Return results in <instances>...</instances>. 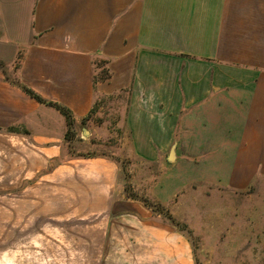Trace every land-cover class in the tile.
<instances>
[{"label":"crops","instance_id":"1","mask_svg":"<svg viewBox=\"0 0 264 264\" xmlns=\"http://www.w3.org/2000/svg\"><path fill=\"white\" fill-rule=\"evenodd\" d=\"M94 59L111 73L96 85ZM16 83L78 127L97 95H127L134 158L229 188L264 182V0H0V195L100 216L105 259H176L174 231L126 196L119 164L67 155L65 116Z\"/></svg>","mask_w":264,"mask_h":264},{"label":"rangeland","instance_id":"2","mask_svg":"<svg viewBox=\"0 0 264 264\" xmlns=\"http://www.w3.org/2000/svg\"><path fill=\"white\" fill-rule=\"evenodd\" d=\"M21 59L19 54L8 73L14 80ZM127 102L124 94L99 97L85 125L68 127L67 155L121 159L119 185L126 196L150 209L148 219L166 224L178 239L169 245L176 259L161 264H264V182L229 188L192 178L189 167L175 160L148 164L134 158L127 144ZM16 199L0 195V264L158 263L150 252L139 260L105 259L108 245L96 243L103 230L90 227L98 215L18 210Z\"/></svg>","mask_w":264,"mask_h":264},{"label":"trees","instance_id":"3","mask_svg":"<svg viewBox=\"0 0 264 264\" xmlns=\"http://www.w3.org/2000/svg\"><path fill=\"white\" fill-rule=\"evenodd\" d=\"M92 64H93V67H94V84L95 85L98 82H103V81H107L108 79H110L111 73H110V71H109V69L107 67L108 66V61L100 60L98 62V61H96L94 59ZM16 85H18L20 88H22L29 96H31L32 98L36 99L38 102L56 107L66 117L67 122H68V127L70 128V130L75 125V121L73 119V116H72L71 112L67 108L59 106V105H56V104H53L51 102H48V101L44 100L42 97L37 95L34 91L28 89L26 86L22 85L21 83H16ZM99 97H100L99 95H97L95 97L94 104L96 103V101H97V99ZM91 113H92V111L90 112V114L85 119H83V121L81 123L82 125H85L89 121V117H90ZM67 138L69 139V135H68ZM74 157H76V158H95V157H98V156L90 155V154H87V155L86 154L85 155L84 154H78L77 156H74ZM102 157L111 159L112 161H115L118 164L121 163V159H119V158H113L112 159V157L105 156V155H103Z\"/></svg>","mask_w":264,"mask_h":264},{"label":"water","instance_id":"4","mask_svg":"<svg viewBox=\"0 0 264 264\" xmlns=\"http://www.w3.org/2000/svg\"><path fill=\"white\" fill-rule=\"evenodd\" d=\"M85 132H88V131L85 130ZM172 157H174V150H173L172 153H171V158H170V160L172 159Z\"/></svg>","mask_w":264,"mask_h":264}]
</instances>
